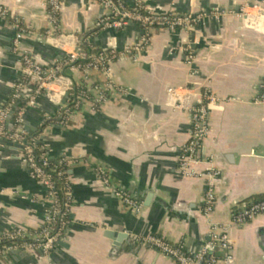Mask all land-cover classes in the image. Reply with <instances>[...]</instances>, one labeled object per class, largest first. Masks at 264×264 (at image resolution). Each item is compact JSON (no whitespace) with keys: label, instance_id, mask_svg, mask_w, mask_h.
I'll use <instances>...</instances> for the list:
<instances>
[{"label":"crops","instance_id":"0c3cea01","mask_svg":"<svg viewBox=\"0 0 264 264\" xmlns=\"http://www.w3.org/2000/svg\"><path fill=\"white\" fill-rule=\"evenodd\" d=\"M145 1L159 13L228 12L219 21L210 19L191 29H154L138 61L119 58L113 63V77L126 91L111 92L96 110L84 103L66 125L45 120L59 111L62 95H43L38 106L27 109L24 126L38 132L52 162L79 159L69 163L66 173L73 193L70 224L49 255L16 249L1 257L0 264H176L136 237L158 234L197 251L214 225L228 226L232 241L231 257L220 251L217 264H264V213L232 224L234 213L264 195V103L256 102L264 78V19L249 23L237 16L249 0ZM63 2L64 36L42 42L39 34L49 27L46 0H0L8 10L6 17L0 15V108L22 80L13 47L16 19L30 31L23 47L43 67L64 60L85 38L97 51L122 50L141 38L137 23L99 27L107 14L99 3ZM64 73L75 81L86 76L91 82L105 81L95 69L65 67ZM170 87H187L189 105L206 91L227 99L209 109V133L200 161L193 163L201 175L181 171L179 155L191 136L192 116L190 109L173 105ZM98 167L143 201L141 212L134 213L99 180ZM211 182L217 201L206 214L204 198ZM46 194V187L30 175L20 146L6 141L0 149V232L41 228Z\"/></svg>","mask_w":264,"mask_h":264},{"label":"built area","instance_id":"2783aa9c","mask_svg":"<svg viewBox=\"0 0 264 264\" xmlns=\"http://www.w3.org/2000/svg\"><path fill=\"white\" fill-rule=\"evenodd\" d=\"M102 5L107 14L98 22L102 28H123L130 23H137L141 27L142 35L138 42L125 45L122 50L109 49L99 53H90L84 47L89 44L87 38L71 51L64 60L56 61L53 66L43 67L37 60L34 52L23 47L22 40L30 31L15 20L17 32L13 40L14 51L19 55L21 62L22 80L14 86L12 97L0 108V149L6 141L17 144L22 151L23 160L26 162L30 175L38 180L47 189L45 221L41 228L33 230L26 227H15L0 232V258L10 251L24 249L30 252H43L49 255L57 242L64 236L70 224V210L73 203L71 184L67 178L69 163L78 162V158L62 157L57 162H52L44 145L40 144L38 136H32L24 126L25 113L28 108L39 105L43 95L58 94L65 97L55 115H46L48 122H57L66 125L84 103L89 102L91 108L96 110L105 102L108 95L122 89L113 77V63L119 58H131L138 61L141 54L147 50L151 35L156 28L170 30L191 29L197 25L205 24L207 20H221L227 14L226 9L201 11L198 13H178L174 11L159 13L152 10L145 0H134L129 6L124 0H92ZM49 27L39 40L53 42L62 33L61 15L64 7L63 0H46ZM253 11H255L253 13ZM0 15L6 17L8 10L0 7ZM237 16L245 17L247 22H256L264 19V0L246 1L237 12ZM193 54L189 55L190 61ZM72 70H99L103 73V83L91 82L86 76L75 81L64 73V68ZM24 103L19 105L25 91L30 87ZM187 87H170L169 99L177 107L190 109L192 116L191 136L181 149L179 155L180 168L185 175H201L193 163L200 161L198 154L203 147L209 133V109L215 103L227 99L218 97L210 91L195 104H187L189 94H184ZM256 102L264 103V78L261 82V94ZM13 115L12 127L8 125L9 116ZM99 180L111 187L115 196L127 205L134 213H139L144 208V203L121 187L113 183L110 175L101 167L96 168ZM59 189L62 193L59 195ZM30 198V197H29ZM35 201L34 197L30 198ZM216 194L213 183L204 198V211L210 214L216 204ZM264 213V199L255 200L240 211L234 213L232 224L241 225L252 220L255 216ZM137 241L142 245L155 249L161 254L171 257L176 264H217L220 261L219 252L228 253L232 250V241L228 226L214 225L209 234V240L197 251L189 250L184 243H176L158 234L137 236Z\"/></svg>","mask_w":264,"mask_h":264},{"label":"trees","instance_id":"16d2710c","mask_svg":"<svg viewBox=\"0 0 264 264\" xmlns=\"http://www.w3.org/2000/svg\"><path fill=\"white\" fill-rule=\"evenodd\" d=\"M85 48H86V50L87 51H89L90 53H99L100 51L98 50H94V49H92V47H90V46H88V45H85L84 46ZM24 102H21L20 101V103H19V105H21V104H23ZM31 135L32 136H39V134H38V132H33V133H31ZM54 163V162H53ZM61 193H62V191H61V189H59V195H61ZM261 199H264V195L262 196V197H259V200H261Z\"/></svg>","mask_w":264,"mask_h":264},{"label":"water","instance_id":"95a60500","mask_svg":"<svg viewBox=\"0 0 264 264\" xmlns=\"http://www.w3.org/2000/svg\"><path fill=\"white\" fill-rule=\"evenodd\" d=\"M12 119H13V115L10 116L9 122H12Z\"/></svg>","mask_w":264,"mask_h":264}]
</instances>
